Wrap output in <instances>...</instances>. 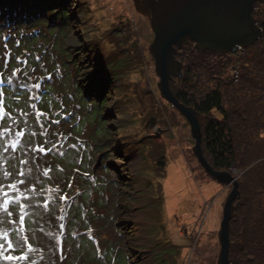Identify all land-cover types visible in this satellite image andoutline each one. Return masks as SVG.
Returning a JSON list of instances; mask_svg holds the SVG:
<instances>
[{"label":"rangeland","instance_id":"rangeland-1","mask_svg":"<svg viewBox=\"0 0 264 264\" xmlns=\"http://www.w3.org/2000/svg\"><path fill=\"white\" fill-rule=\"evenodd\" d=\"M252 16L262 33L249 46L214 53L189 38L176 45L182 73L170 80L176 97L192 103L222 94L223 110L205 116L179 101L225 130L232 166L216 168L204 136L201 144L212 169L231 176L225 183L207 171L189 120L159 88L155 34L134 0H0V44L9 45L0 51L13 53L0 70L21 69L11 82L0 77V92L8 90L0 105V264H219L236 183L229 263L264 264V0ZM26 50L28 63L16 61ZM21 80L27 95L13 106L8 95ZM17 157L26 163L5 177ZM20 171L34 181L27 188Z\"/></svg>","mask_w":264,"mask_h":264},{"label":"water","instance_id":"water-1","mask_svg":"<svg viewBox=\"0 0 264 264\" xmlns=\"http://www.w3.org/2000/svg\"><path fill=\"white\" fill-rule=\"evenodd\" d=\"M257 0H134L137 11L149 17L155 39L150 52L155 59L156 73L161 77L160 89L164 97L172 101L189 120L193 137L197 141L195 151L207 171L215 179L228 183L232 178L227 173L212 169L203 156V117L196 110L181 104L170 88L172 75L182 73V63L176 59L177 46L187 38L196 41V47L215 52L235 51L240 46L254 43L261 30L252 16ZM237 187L225 207L220 239L222 252L219 264L229 263L231 219Z\"/></svg>","mask_w":264,"mask_h":264},{"label":"snow or ice","instance_id":"snow-or-ice-1","mask_svg":"<svg viewBox=\"0 0 264 264\" xmlns=\"http://www.w3.org/2000/svg\"><path fill=\"white\" fill-rule=\"evenodd\" d=\"M14 43H15V44H19V41H16V42H14ZM8 47H9L8 44H0V50H2V49H8ZM12 55H13L12 51H7V52H5V51H0V69H7V68L9 67V60H8V57H11ZM32 55H33L32 52L26 50L25 58H24L23 60H21V57H20V56H16L15 59H16V61H18V62H21V63L27 64V63H28V59H27V57H28V56H32ZM34 59H35L36 61H44V60H45V57H43V56H41V55H35V56H34ZM40 67H41V68H45V63L41 62V63H40ZM32 71L35 72V69H32ZM46 71H47V69H46ZM20 72H21V69H20L19 67L15 68V69L12 70V71H3V70H0V77H6L7 80H8L9 82H11V81H12V78H13V77H16L17 74L20 73ZM23 75H24V76H28V72L25 71V72L23 73ZM28 78H29V79H34V77H31V76H28ZM25 87H27V81L21 80V81H19V82H17V83L15 84V88H16V90L8 95V99H10V100L12 101L13 106L16 105L17 101H18L21 97L27 95L26 93H22V92L20 91L21 88H25ZM34 87L39 88L40 85H39V84H35ZM7 92H8L7 89H4L3 92H0V105H4V104L7 103V101L4 99V96H5V94H6ZM45 102H46V101H44V99H43V97H42V98H41V103L43 104V103H45ZM47 103L51 104V105L54 107L53 102L48 101ZM8 111L11 112L12 109L9 108ZM50 111H51V108H50ZM25 114H27V113H25ZM0 115H3V113L0 112ZM38 115H44V113L40 112V113H38ZM55 123L59 124L60 121L57 120V121H55ZM55 146H56L55 143H53V144H52V147L49 148L48 151L51 152L52 149L55 148ZM74 146H75V145H73V147H74ZM39 151H40V152H44V151H45L44 147H40ZM61 155H64V153H61ZM16 162H18V163H20V164H25V163H26V161H25L24 159L19 158V157L16 158V161H13L12 159H8L7 163H8V165H9V170L4 172V176H5V177H8V176L10 175V173L14 174V171H15V169H16ZM37 167H38V165H37ZM31 171H32V169H29V172H31ZM47 174H48L47 172L44 173V175H47ZM19 175H20V176H25L26 179H25V180H20L19 183L25 185L26 188H27V185H28L29 183H33V182H34V181L31 179V177H29L28 174L25 173L24 171H20V172H19ZM84 175H87V173L85 172ZM67 186H68V187H71V185H67ZM8 187L11 188V189H13V190H16V184H15V183H9ZM38 194H39V195H43V190H42V189L39 190ZM4 196L7 197V196H8V193L5 192V193H4ZM69 198H70V197H68L67 194H65V195H63V196L60 197V199H62V200H66V199H69ZM9 199H10V198H9ZM3 204H4V211L6 212L7 216H12V215H13V212L10 211V210H9V207H8V205H9V200H8V199H5V200L3 201ZM19 207H20L21 211H23L24 208H25V205H24V204H20ZM19 219H20L21 222H23V221H24V216H20ZM5 238H7V234H6V233H5ZM7 246H8V248H11V247H12V243H11V242H8V245H7ZM28 247H29V249H31V245H30V244L28 245ZM0 249H4V245H3V244H0ZM6 258L9 259V260H21V259H27V256H19V257H15V256H7Z\"/></svg>","mask_w":264,"mask_h":264},{"label":"trees","instance_id":"trees-1","mask_svg":"<svg viewBox=\"0 0 264 264\" xmlns=\"http://www.w3.org/2000/svg\"><path fill=\"white\" fill-rule=\"evenodd\" d=\"M179 99L188 104L196 107L204 116L209 114L212 110L218 109L222 111V94L218 91L210 92L201 103H192L184 93L176 92ZM205 125V124H203ZM206 127V128H205ZM204 141L208 153L213 157V164L216 168H227L232 166V152L227 148L225 143V130L218 123H208L205 125Z\"/></svg>","mask_w":264,"mask_h":264},{"label":"bare ground","instance_id":"bare-ground-1","mask_svg":"<svg viewBox=\"0 0 264 264\" xmlns=\"http://www.w3.org/2000/svg\"><path fill=\"white\" fill-rule=\"evenodd\" d=\"M192 40V39H191ZM195 43H196V41H195ZM207 50H209V49H207ZM211 51V50H210ZM212 52H214V53H217V52H215V51H212ZM178 61H179V59H178ZM181 62V61H180ZM182 63V62H181ZM182 67H183V64H182ZM162 80V79H161ZM160 83H161V81L158 83V85H159V88H160ZM179 99V98H178ZM180 100V99H179ZM181 101V100H180ZM202 136H204V131H203V129H202ZM202 141H203V138H202ZM211 175V174H210ZM175 188H172V186L170 187L169 185L167 186V190H169V191H171V192H173V190H174ZM174 201H178L177 199H175V200H172V203L174 202Z\"/></svg>","mask_w":264,"mask_h":264}]
</instances>
